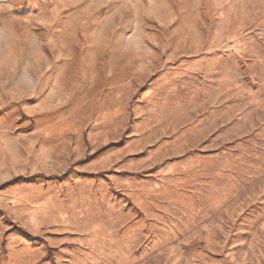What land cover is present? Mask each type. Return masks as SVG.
Instances as JSON below:
<instances>
[{"label": "rangeland", "instance_id": "rangeland-1", "mask_svg": "<svg viewBox=\"0 0 264 264\" xmlns=\"http://www.w3.org/2000/svg\"><path fill=\"white\" fill-rule=\"evenodd\" d=\"M0 264H264V0H0Z\"/></svg>", "mask_w": 264, "mask_h": 264}]
</instances>
